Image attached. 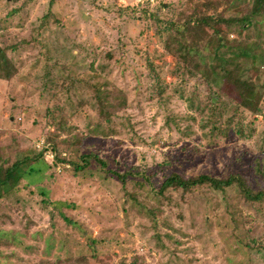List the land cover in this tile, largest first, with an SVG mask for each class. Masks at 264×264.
Here are the masks:
<instances>
[{
  "label": "rangeland",
  "instance_id": "1",
  "mask_svg": "<svg viewBox=\"0 0 264 264\" xmlns=\"http://www.w3.org/2000/svg\"><path fill=\"white\" fill-rule=\"evenodd\" d=\"M251 3L0 0V163L40 137L69 160L40 158L0 198V264H264V196L158 193L173 172L264 192V59L235 54L264 49V13L221 36L182 23ZM221 65L254 82L248 106L221 91Z\"/></svg>",
  "mask_w": 264,
  "mask_h": 264
},
{
  "label": "trees",
  "instance_id": "2",
  "mask_svg": "<svg viewBox=\"0 0 264 264\" xmlns=\"http://www.w3.org/2000/svg\"><path fill=\"white\" fill-rule=\"evenodd\" d=\"M54 0H49L52 3ZM227 1V0H225ZM226 7L221 10H216L213 8L212 12L201 13V14H189L183 21L184 30L191 32L193 37L198 36V32L201 30L207 31L209 34H216L217 36L222 35L224 29H230L233 25H237L239 28L245 26L247 22H250L254 16L261 15L264 13V0H252L251 7L249 11L244 15H226L224 11ZM222 42H218L216 50L220 48ZM181 59L183 62L188 64L190 56V51L182 43L180 45ZM237 56H243L249 58L252 62L264 59V49L263 47L257 45V43L246 44L235 53ZM219 58V56L217 55ZM220 61H222L220 59ZM186 70L190 72V69L186 67ZM220 70L222 71V88L221 91L231 97L234 101L243 106L249 104L251 98L254 96L255 84L252 80L243 78L234 73L232 70L224 69L221 65ZM12 74V67L5 56L3 50L0 48V76H10ZM210 105L214 106L212 103ZM248 106V105H247ZM214 128L215 125H212ZM241 132V129H239ZM50 143V146L59 154L56 146L51 143V141L46 138ZM42 158V154L37 151L34 147L29 154L22 155L14 159L9 163H0V198L5 194L13 191L14 188L20 183L22 178L27 172V169L31 168L32 165ZM96 158V157H95ZM66 161H69L66 159ZM46 165H49L46 163ZM77 168L79 166H76ZM34 168L32 167L33 170ZM124 178L123 175L119 176ZM237 185L239 191L245 194L248 198L258 199L260 196H264V192L260 191L252 194L246 187L243 177L236 174H231L225 177H215L207 173H200L194 176H182L178 173H171L167 176L161 183L158 193H163L167 189H180L182 192H189L192 189L206 185L214 191H223L226 187L231 185ZM133 264V263H132Z\"/></svg>",
  "mask_w": 264,
  "mask_h": 264
},
{
  "label": "built area",
  "instance_id": "3",
  "mask_svg": "<svg viewBox=\"0 0 264 264\" xmlns=\"http://www.w3.org/2000/svg\"><path fill=\"white\" fill-rule=\"evenodd\" d=\"M34 148L42 154V158L56 171L60 172L62 168L69 167L65 157L66 152L61 151L57 154L45 137L36 139Z\"/></svg>",
  "mask_w": 264,
  "mask_h": 264
}]
</instances>
